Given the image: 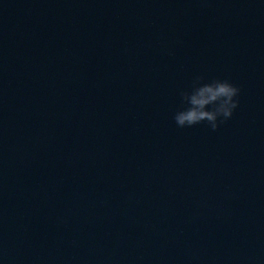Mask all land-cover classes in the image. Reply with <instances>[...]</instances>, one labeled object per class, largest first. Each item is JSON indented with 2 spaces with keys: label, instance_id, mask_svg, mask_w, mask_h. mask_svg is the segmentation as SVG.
Returning a JSON list of instances; mask_svg holds the SVG:
<instances>
[{
  "label": "water",
  "instance_id": "95a60500",
  "mask_svg": "<svg viewBox=\"0 0 264 264\" xmlns=\"http://www.w3.org/2000/svg\"><path fill=\"white\" fill-rule=\"evenodd\" d=\"M0 264H264V0H0Z\"/></svg>",
  "mask_w": 264,
  "mask_h": 264
},
{
  "label": "clouds",
  "instance_id": "9594fccd",
  "mask_svg": "<svg viewBox=\"0 0 264 264\" xmlns=\"http://www.w3.org/2000/svg\"><path fill=\"white\" fill-rule=\"evenodd\" d=\"M202 81L204 77L197 76L192 82L191 91L180 93L182 104L186 107L178 110L173 117L177 127H193L206 122L212 131H216L221 123L233 116L238 107L239 87L227 79Z\"/></svg>",
  "mask_w": 264,
  "mask_h": 264
}]
</instances>
